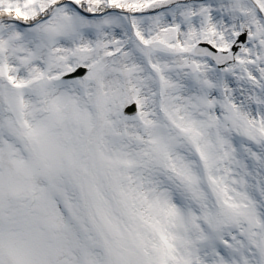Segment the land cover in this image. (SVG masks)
<instances>
[{
  "label": "snow or ice",
  "instance_id": "1",
  "mask_svg": "<svg viewBox=\"0 0 264 264\" xmlns=\"http://www.w3.org/2000/svg\"><path fill=\"white\" fill-rule=\"evenodd\" d=\"M0 264H264V0H0Z\"/></svg>",
  "mask_w": 264,
  "mask_h": 264
}]
</instances>
